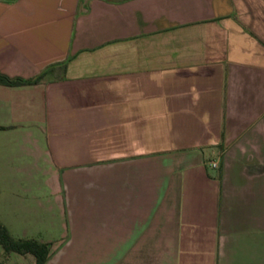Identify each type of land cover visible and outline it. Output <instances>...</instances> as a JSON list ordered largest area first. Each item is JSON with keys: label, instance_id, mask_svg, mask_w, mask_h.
<instances>
[{"label": "crops", "instance_id": "0c3cea01", "mask_svg": "<svg viewBox=\"0 0 264 264\" xmlns=\"http://www.w3.org/2000/svg\"><path fill=\"white\" fill-rule=\"evenodd\" d=\"M41 71L0 83L13 237L50 257L69 236L62 168L148 155V180L98 201L133 224L66 264L144 245L140 264H264V0H0V72ZM0 264L35 257L0 243Z\"/></svg>", "mask_w": 264, "mask_h": 264}, {"label": "water", "instance_id": "95a60500", "mask_svg": "<svg viewBox=\"0 0 264 264\" xmlns=\"http://www.w3.org/2000/svg\"><path fill=\"white\" fill-rule=\"evenodd\" d=\"M148 158V155L133 156L62 168L69 236L54 254L46 259L45 264H66V261H72L85 252L101 250L106 244L121 236L116 232L118 228L123 224H133L134 218L111 217L102 206L104 204L98 201L99 197L103 202H107L108 196L124 195L123 187L118 190L111 187V183L115 181L148 180V176L133 169L135 164ZM109 186L113 190L109 189ZM128 190L129 194H135L134 188ZM82 204L88 205L90 211H80Z\"/></svg>", "mask_w": 264, "mask_h": 264}, {"label": "trees", "instance_id": "16d2710c", "mask_svg": "<svg viewBox=\"0 0 264 264\" xmlns=\"http://www.w3.org/2000/svg\"><path fill=\"white\" fill-rule=\"evenodd\" d=\"M41 71L34 78L10 77L0 72V83L4 84H21L37 81L41 77ZM0 243L5 250H13L19 253H31L35 257V264H45L49 254V244L39 241L35 238H15L8 228L0 222Z\"/></svg>", "mask_w": 264, "mask_h": 264}, {"label": "rangeland", "instance_id": "374dc122", "mask_svg": "<svg viewBox=\"0 0 264 264\" xmlns=\"http://www.w3.org/2000/svg\"><path fill=\"white\" fill-rule=\"evenodd\" d=\"M146 251H148V248H146V245L141 246L138 250L136 251H131L130 255L131 257L129 258V261L126 259H123L124 261L121 260V264H140L144 261V258L147 259L146 257Z\"/></svg>", "mask_w": 264, "mask_h": 264}, {"label": "built area", "instance_id": "2783aa9c", "mask_svg": "<svg viewBox=\"0 0 264 264\" xmlns=\"http://www.w3.org/2000/svg\"><path fill=\"white\" fill-rule=\"evenodd\" d=\"M212 164H213V165H215V164H216V162H215V161H212Z\"/></svg>", "mask_w": 264, "mask_h": 264}]
</instances>
